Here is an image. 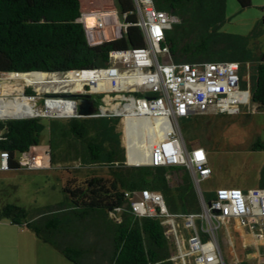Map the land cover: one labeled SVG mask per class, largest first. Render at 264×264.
Returning <instances> with one entry per match:
<instances>
[{
    "label": "trees",
    "instance_id": "trees-1",
    "mask_svg": "<svg viewBox=\"0 0 264 264\" xmlns=\"http://www.w3.org/2000/svg\"><path fill=\"white\" fill-rule=\"evenodd\" d=\"M241 8L252 0H237ZM121 15L131 25L119 39L91 45L80 19V0H0V73H55L91 70L108 66L113 51L144 47L143 34L135 25L133 0H115ZM227 0H156V7L171 14L178 22L166 32L163 46L169 47L174 63L238 62L250 65L251 101L264 111V49L258 42L219 32ZM4 88L1 95H26L24 87ZM247 82L243 85L246 86ZM28 95H35L28 91ZM92 96L99 111L102 96ZM121 117L97 116L73 118L66 122L50 119V160L66 145L75 150L83 166L99 165L109 169V177L91 176L73 188H64V199L37 214L17 204L0 207V221L24 227L51 245L74 264H100L80 242L79 228L94 219L110 231L108 264H174L166 227L154 217H138L131 209L126 192L148 189L163 195L173 215L201 211L192 178L184 167L129 166L119 129ZM195 118L182 119L184 140L192 148ZM126 122L128 158L131 164L148 161L143 126ZM41 118L0 121V151L10 155L12 170L20 169L15 157L39 145ZM80 147V149H79ZM252 151H264L257 139ZM171 172L181 173L180 183L172 186ZM260 188H264L261 182ZM212 194H207L210 199ZM115 214L119 221L111 217ZM82 229V228H81ZM239 264H249L243 261Z\"/></svg>",
    "mask_w": 264,
    "mask_h": 264
},
{
    "label": "built area",
    "instance_id": "built-area-1",
    "mask_svg": "<svg viewBox=\"0 0 264 264\" xmlns=\"http://www.w3.org/2000/svg\"><path fill=\"white\" fill-rule=\"evenodd\" d=\"M135 23L143 34L144 47L113 51L109 65L91 70H69L49 73V78L62 81L64 89L53 90L45 100L42 115L51 119L81 118L77 99L71 95L92 94L102 96V106L92 117L118 116L134 120L143 126L146 138H157L150 147L149 160L144 165L153 167H184L192 178L201 211L197 214L173 215L168 211L163 195L148 189L126 192L132 212L138 217H154L166 227V234L173 236L183 264H226L219 239V231L226 227L232 245L239 231L249 234L254 244L242 243V255L248 248L255 250L258 263L264 264V188L240 189L221 187L206 198L202 183L212 176L208 153L200 146L189 148L184 140L180 123L182 119L215 113L238 115L251 102L249 69L238 62L174 63L169 47L163 46L166 32L178 20L156 7V0H133ZM127 14L121 15L116 7L109 10L82 13L78 20L83 24L91 45L119 39L131 25ZM9 74L10 78L19 73ZM247 82L246 86L243 85ZM80 86V89H76ZM72 87V88H71ZM28 96V95H27ZM61 96V97H60ZM119 104L114 112L102 109L105 98ZM34 98L35 95H29ZM67 97V98H65ZM34 100V99H33ZM35 101V100H34ZM72 104V109L48 110L47 103ZM32 118V117H30ZM146 123L150 124V129ZM32 146L15 157L20 168H40L50 149ZM0 171L12 170L10 155L0 151ZM115 221L119 218L111 214ZM188 233L185 238L179 231L177 221ZM174 259V258H173ZM245 261V260H244Z\"/></svg>",
    "mask_w": 264,
    "mask_h": 264
},
{
    "label": "rangeland",
    "instance_id": "rangeland-1",
    "mask_svg": "<svg viewBox=\"0 0 264 264\" xmlns=\"http://www.w3.org/2000/svg\"><path fill=\"white\" fill-rule=\"evenodd\" d=\"M80 1L81 12L86 15L92 11L109 10L111 7H116L115 0ZM226 18L227 20L220 31L241 37L253 35L259 22L263 23L261 29L264 28V0H252L251 6L245 9L240 7L237 0H227ZM221 21L214 22L216 28L220 27ZM248 40L258 42L264 49V31L256 39ZM248 67L249 69L245 73L246 78H249L250 75V65ZM35 74L19 73L13 75V79L9 74H0V97L13 98V95L1 94L9 92L4 88L20 82V86L25 89V94L28 95V91L35 93V97L32 99L35 100L38 108L44 109L45 100L50 97L49 93H53V90L64 89V87L62 83H51V85L47 83L41 87V91L37 90L38 87L32 83ZM48 80H50L49 77ZM109 98L108 96L105 98V105L102 109H105L106 112H114L121 108L119 104L110 102ZM32 118H41L42 129L39 135V147L49 148L51 118L47 116ZM194 118L196 138L191 145L192 147H203L207 151L209 165L212 168V176L202 183L205 194L221 187H238L243 190L260 187L261 182H264V151H252L251 146L257 139L264 144V111L251 101L238 115H220L209 112ZM121 119L119 126L122 133L121 140L128 157L127 129L124 119ZM6 120L14 119H0V121ZM57 120L66 122L69 119L59 118ZM156 139L153 136L149 139L146 138L145 146L148 156L150 147ZM67 152V146L64 145L62 150L57 151L54 164L46 158L40 168L0 171V207L7 203L17 204L36 215L39 210L61 202L65 196L64 188L80 185L91 176L109 177L108 168L99 165L83 166L79 158L76 157L75 150H71V154L64 158ZM180 177L181 173L175 172L167 175L172 186L180 183ZM97 222L91 219L82 224V229L79 228L81 231L80 242L83 243V248L91 253V257L97 260L100 258V264H108L110 231L108 232L101 224L100 227L97 226ZM176 224L185 238L188 233L182 229V221L179 220ZM232 233L236 240L235 245H232L226 227L223 226L219 231L226 264H239L244 260L249 264H259L258 257L254 254L255 250L252 247L238 257V252L242 251L243 247L241 242L237 241L235 232L232 231ZM168 238L173 251L174 264H183L180 258H176L179 255V249L173 236L169 234ZM0 264L74 263L67 260L51 245L38 239L27 228L12 225L8 220H2L0 221ZM187 264H194V262L191 259L187 261Z\"/></svg>",
    "mask_w": 264,
    "mask_h": 264
},
{
    "label": "bare ground",
    "instance_id": "bare-ground-1",
    "mask_svg": "<svg viewBox=\"0 0 264 264\" xmlns=\"http://www.w3.org/2000/svg\"><path fill=\"white\" fill-rule=\"evenodd\" d=\"M34 74V73H32ZM49 75L46 73H36L33 79V85L38 87L37 90L41 91V87L47 83H62L56 77L48 80ZM54 85V84H53ZM52 88V87H51ZM61 88V87H60ZM78 86L76 89H79ZM13 98H2L0 97V119H18L24 117H35L42 115L43 111L37 107L36 102L29 98L27 95H13ZM48 110H62L66 112L67 110L72 109V104L62 105L60 102H51L47 103ZM150 129V124L146 123ZM149 160V158H148ZM148 162V161H147ZM145 162V163H147ZM143 163V164H145Z\"/></svg>",
    "mask_w": 264,
    "mask_h": 264
},
{
    "label": "water",
    "instance_id": "water-1",
    "mask_svg": "<svg viewBox=\"0 0 264 264\" xmlns=\"http://www.w3.org/2000/svg\"><path fill=\"white\" fill-rule=\"evenodd\" d=\"M32 73H43V72H31V73H21V74H32ZM92 96H93L92 94L71 95V97L77 98L78 114L81 118L92 117L96 113L97 110L94 107V100L92 99ZM24 118H30V117H24ZM18 119H23V118H18ZM127 164L129 166L138 165V164H131L129 162L128 157H127Z\"/></svg>",
    "mask_w": 264,
    "mask_h": 264
},
{
    "label": "crops",
    "instance_id": "crops-1",
    "mask_svg": "<svg viewBox=\"0 0 264 264\" xmlns=\"http://www.w3.org/2000/svg\"><path fill=\"white\" fill-rule=\"evenodd\" d=\"M252 3V2H251ZM250 7V6H249ZM226 8H227V5H226ZM248 8V7H247ZM243 9H245V8H243ZM221 23L222 24H220V27H218V30H219V32H221V33H226V32H222V31H220V28L223 26V24L226 22V20H227V18H226V12H225V14L224 15H222L221 16ZM264 21V20H263ZM263 23H261V22H259L258 23V26H257V28H256V31L254 32V34L253 35H250V36H248V37H241V36H239V35H235V34H230V35H232V36H234V37H236V38H240V39H251V38H254V39H256L259 35H262V33H263V31H264V28L263 29H261V27L263 26L262 25ZM226 34H229V33H226ZM237 235V241L238 242H241V244L242 243H247V244H250V245H252V244H254V240H253V238L249 235V234H246V233H244V231H239V233L238 234H236ZM39 239V238H38ZM235 242H236V240H233V243H234V245H235ZM232 243V242H231Z\"/></svg>",
    "mask_w": 264,
    "mask_h": 264
},
{
    "label": "clouds",
    "instance_id": "clouds-1",
    "mask_svg": "<svg viewBox=\"0 0 264 264\" xmlns=\"http://www.w3.org/2000/svg\"><path fill=\"white\" fill-rule=\"evenodd\" d=\"M21 74V73H20ZM26 119V118H23ZM39 146V145H38ZM137 166H148V165H144V164H138Z\"/></svg>",
    "mask_w": 264,
    "mask_h": 264
},
{
    "label": "flooded vegetation",
    "instance_id": "flooded-vegetation-1",
    "mask_svg": "<svg viewBox=\"0 0 264 264\" xmlns=\"http://www.w3.org/2000/svg\"><path fill=\"white\" fill-rule=\"evenodd\" d=\"M93 99V98H92Z\"/></svg>",
    "mask_w": 264,
    "mask_h": 264
}]
</instances>
